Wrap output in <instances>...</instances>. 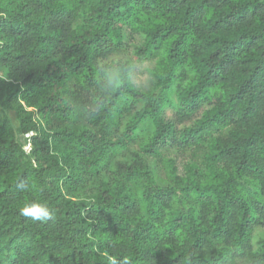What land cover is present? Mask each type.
<instances>
[{
	"label": "trees",
	"instance_id": "trees-1",
	"mask_svg": "<svg viewBox=\"0 0 264 264\" xmlns=\"http://www.w3.org/2000/svg\"><path fill=\"white\" fill-rule=\"evenodd\" d=\"M260 228L264 0H0V264H264Z\"/></svg>",
	"mask_w": 264,
	"mask_h": 264
},
{
	"label": "rangeland",
	"instance_id": "rangeland-1",
	"mask_svg": "<svg viewBox=\"0 0 264 264\" xmlns=\"http://www.w3.org/2000/svg\"><path fill=\"white\" fill-rule=\"evenodd\" d=\"M127 48L125 47V49H123L122 51H120L119 53H117L116 55H114L113 57L117 60H128V59H131L132 58V53H133V47H134V43H136V38L134 40H131L129 39L127 41ZM149 67V64L148 63H144V64H137V67L135 69V74H134V82L137 86H139L140 88H143V89H147V88H150L151 85H152V81H151V78L147 72V69ZM10 118L11 120L13 121V123L15 125H19V120L13 115L11 114L10 115ZM32 133H30L29 135H25V136H22L20 135L19 138H20V141L22 142V144L24 145V148L26 150H30V140H29V136H31ZM170 156H175V152L173 150H171L169 152ZM178 160H179V165L181 167V164H182V160L179 155L177 156ZM256 235H259V236H264V229L263 228H260L256 231Z\"/></svg>",
	"mask_w": 264,
	"mask_h": 264
},
{
	"label": "clouds",
	"instance_id": "clouds-1",
	"mask_svg": "<svg viewBox=\"0 0 264 264\" xmlns=\"http://www.w3.org/2000/svg\"><path fill=\"white\" fill-rule=\"evenodd\" d=\"M21 214L34 221H44L52 217L53 211L47 205L31 202L21 208Z\"/></svg>",
	"mask_w": 264,
	"mask_h": 264
}]
</instances>
